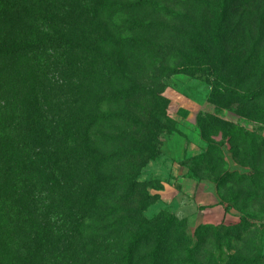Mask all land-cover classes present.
<instances>
[{"label":"rangeland","instance_id":"rangeland-1","mask_svg":"<svg viewBox=\"0 0 264 264\" xmlns=\"http://www.w3.org/2000/svg\"><path fill=\"white\" fill-rule=\"evenodd\" d=\"M27 1L29 8L22 0H0V171H13L23 162L14 150L24 142L15 130L20 91L36 98L45 137L33 142L28 154L31 174L25 194L33 203L16 206L9 201L11 189L0 183V264H104L108 252L103 241L88 240L75 252L70 249L69 232L61 217L52 214L47 193L51 128L70 104L81 68L93 63V54L72 38L84 37V29L91 33V18L105 0ZM244 1L201 0L196 6L190 0H161L173 15L155 17L175 35L155 41L159 54L152 60L160 70L154 76L166 75L160 79L163 111L148 126L156 137L150 139L156 154L151 158L146 153L137 198L146 205L143 215L150 221L164 212L176 216L173 203L185 200L179 179L188 176L206 185L204 193L215 192L222 200L199 206L197 182L190 207L176 211L177 219L185 221L189 246L195 247L200 238L203 242L190 257L192 264H264V0H256L250 10L243 9ZM25 7L33 12L29 25L38 36L63 32L69 42L68 49L38 53L37 79L25 56L14 59L16 70L22 71L13 73L7 54L14 26L29 15ZM217 20L222 36L216 43L212 32ZM187 33L194 37L189 50L195 48L196 69L171 74L164 69L176 65L171 53L183 50ZM251 93L254 101L239 98ZM97 176L88 182L83 216L95 218L104 210L93 201L107 185ZM199 227H207L205 237H198Z\"/></svg>","mask_w":264,"mask_h":264},{"label":"trees","instance_id":"trees-1","mask_svg":"<svg viewBox=\"0 0 264 264\" xmlns=\"http://www.w3.org/2000/svg\"><path fill=\"white\" fill-rule=\"evenodd\" d=\"M22 1L28 7L29 1ZM190 1L197 6L201 0ZM160 2L105 0L97 7L96 15L91 18V33L84 29V37L72 38L75 45L93 54V63L89 69L81 68V76L71 93L72 100L51 128L53 145L48 156L51 183L47 193L51 197L50 210L64 221L72 251L88 240L103 241L108 252L104 264H178L179 261L190 264V257L197 255L203 245L200 238L195 247H190L185 221L172 214L164 212L154 221L146 219L143 215L146 205L137 198V179L146 153L151 152V158L156 154L150 140L156 137L148 126L163 111L160 79L166 75L154 76L160 70L158 61L152 60L159 54L155 41L175 35L155 19L164 13L168 17L173 15ZM255 2L245 0L243 9H253ZM25 9L29 15L22 16L14 26L15 36L6 45L7 54L12 57L13 73L22 71L16 70L14 59L25 56L37 79L38 53L47 48L68 49L69 42L63 32L59 36L55 33L45 38L38 36L29 25L34 19L33 12ZM221 25L217 20L212 32L216 43L222 36ZM186 36L182 38L183 50L171 53L176 65L164 69L171 74L196 69L192 62L195 48L189 50L194 37L189 33ZM17 83L16 91H19ZM34 92L37 91L34 89ZM17 94L22 99L16 104L19 109L15 114V130L21 132L24 142L14 150L23 162L13 171H0V183L11 189L9 201L16 206L23 203L29 206L33 199L25 194L30 183L27 177L31 174L28 154L33 142L45 137V129L36 98L29 99L28 90ZM239 98L246 102L256 99L253 93ZM97 175L107 185L93 201L103 204L104 210L95 218L87 213L83 216L88 182ZM206 229L199 227L198 237L200 233L205 237ZM32 252L29 251V257Z\"/></svg>","mask_w":264,"mask_h":264},{"label":"crops","instance_id":"crops-1","mask_svg":"<svg viewBox=\"0 0 264 264\" xmlns=\"http://www.w3.org/2000/svg\"><path fill=\"white\" fill-rule=\"evenodd\" d=\"M179 182L182 185V187L184 188V191L181 194L185 200H179L176 203L174 202L175 204L173 203V206L177 205L175 207V209L174 208L172 209L174 211V214H176V216H179L178 212H176V211H178V209L180 211H182V209L185 207V205H188V204L190 207V201L192 199V196L194 194H196L194 192H196V186L198 184L197 182H199L198 188L200 191L196 194L197 197L195 195V202H197L199 206H205V208H206L207 206H215L219 203V199L216 196L215 192L212 194L211 193H207V194L204 193L205 189H203V188L206 185L202 181H198L196 178H191V177L187 176V177H180ZM207 200L210 201L209 204L206 203ZM192 205L194 206V208H196L195 207L196 205H194V203H192Z\"/></svg>","mask_w":264,"mask_h":264}]
</instances>
